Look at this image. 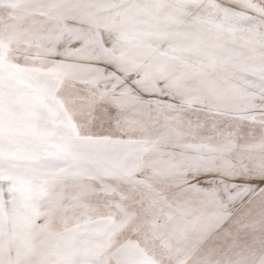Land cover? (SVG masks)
Masks as SVG:
<instances>
[{"label": "snow or ice", "instance_id": "1", "mask_svg": "<svg viewBox=\"0 0 264 264\" xmlns=\"http://www.w3.org/2000/svg\"><path fill=\"white\" fill-rule=\"evenodd\" d=\"M0 264H264V0H0Z\"/></svg>", "mask_w": 264, "mask_h": 264}]
</instances>
